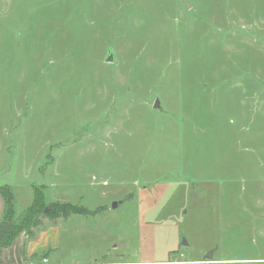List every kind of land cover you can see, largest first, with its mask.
I'll return each mask as SVG.
<instances>
[{
  "label": "rangeland",
  "instance_id": "1",
  "mask_svg": "<svg viewBox=\"0 0 264 264\" xmlns=\"http://www.w3.org/2000/svg\"><path fill=\"white\" fill-rule=\"evenodd\" d=\"M4 184L20 264H264V0H0Z\"/></svg>",
  "mask_w": 264,
  "mask_h": 264
},
{
  "label": "trees",
  "instance_id": "2",
  "mask_svg": "<svg viewBox=\"0 0 264 264\" xmlns=\"http://www.w3.org/2000/svg\"><path fill=\"white\" fill-rule=\"evenodd\" d=\"M0 195L4 198V219L8 222V229L5 231L2 241H0V249L2 247L9 246L13 243V240L17 238L18 234L25 229H30L32 225L37 224V220H35V216H37L39 209L42 206L43 203V195L40 190H38L37 187H35L34 190V199L31 203V205L25 210V214L21 217V220L19 222H15L14 218L16 215L15 211V196L13 194V189L10 185L4 184L0 186ZM62 209L61 213H67L69 209H75L73 206L63 205L61 206ZM80 211H83V209H78ZM59 213V212H58ZM36 221V222H35Z\"/></svg>",
  "mask_w": 264,
  "mask_h": 264
},
{
  "label": "crops",
  "instance_id": "3",
  "mask_svg": "<svg viewBox=\"0 0 264 264\" xmlns=\"http://www.w3.org/2000/svg\"><path fill=\"white\" fill-rule=\"evenodd\" d=\"M4 205H5V202H4V198H3V196L2 195H0V213L1 212H3V209H4ZM0 227H1V231H0V240L2 239V237H3V235H4V233H5V231L8 229V223L6 224V222H5V220H4V224H2V222H0ZM20 236L21 235H19V236H17V238L18 239H20ZM16 242H17V240H15ZM23 241V240H22ZM15 242V243H16ZM31 244V243H30ZM35 244V243H34ZM33 245V244H32ZM15 246V245H14ZM10 247V246H9ZM32 246H30V248H31ZM12 248H14V249H12ZM10 250V251H7V252H5L6 254L7 253H12L11 255H16V258H15V260L13 261V262H1L0 261V264H14V263H17V264H20V262H21V260L22 259H18V250L16 249V247H13V245H12V247H10V249L9 248H6V247H2V249H0V257H3V256H5V255H3V252L5 251V250ZM12 250V251H11ZM23 250V249H22ZM29 252H31L32 250H28ZM14 258V257H13ZM18 259V260H17ZM34 263H39V262H34Z\"/></svg>",
  "mask_w": 264,
  "mask_h": 264
},
{
  "label": "water",
  "instance_id": "4",
  "mask_svg": "<svg viewBox=\"0 0 264 264\" xmlns=\"http://www.w3.org/2000/svg\"><path fill=\"white\" fill-rule=\"evenodd\" d=\"M107 60L108 61L114 60L113 50H109V55L107 56ZM155 101L156 102L154 103V108L161 111L162 110L161 101H159L158 98ZM117 205H118L117 202H114L113 207H116ZM185 244H188V239L186 236H183L182 245H185ZM216 248L217 247H213V248L209 249V251L206 253V257L211 261L213 260L214 252H215Z\"/></svg>",
  "mask_w": 264,
  "mask_h": 264
}]
</instances>
